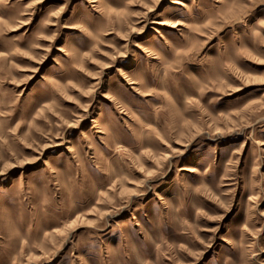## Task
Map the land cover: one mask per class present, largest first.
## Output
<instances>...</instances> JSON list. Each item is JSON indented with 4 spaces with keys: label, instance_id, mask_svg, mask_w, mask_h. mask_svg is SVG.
I'll list each match as a JSON object with an SVG mask.
<instances>
[{
    "label": "rangeland",
    "instance_id": "rangeland-1",
    "mask_svg": "<svg viewBox=\"0 0 264 264\" xmlns=\"http://www.w3.org/2000/svg\"><path fill=\"white\" fill-rule=\"evenodd\" d=\"M0 264H264V0H0Z\"/></svg>",
    "mask_w": 264,
    "mask_h": 264
}]
</instances>
